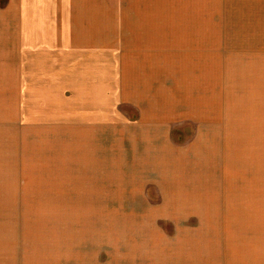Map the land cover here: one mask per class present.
<instances>
[{
    "label": "rangeland",
    "instance_id": "obj_1",
    "mask_svg": "<svg viewBox=\"0 0 264 264\" xmlns=\"http://www.w3.org/2000/svg\"><path fill=\"white\" fill-rule=\"evenodd\" d=\"M0 264H264V0H0Z\"/></svg>",
    "mask_w": 264,
    "mask_h": 264
},
{
    "label": "crops",
    "instance_id": "obj_2",
    "mask_svg": "<svg viewBox=\"0 0 264 264\" xmlns=\"http://www.w3.org/2000/svg\"><path fill=\"white\" fill-rule=\"evenodd\" d=\"M37 74H36V77H37V80L35 81L36 82V84H34L33 83V81H31V83H30V86L31 87H33V85H36V86H34V88L36 89L39 85H43L44 84V82L42 83L41 82V76L39 75V73H41V72H36ZM43 76H46V75H43ZM53 77H54V79H55V76L53 75ZM23 79H25V77H23ZM22 82H25V80H23ZM26 83V82H25ZM46 85H48L47 86V89H46V87L44 86L43 87V89H46V90H52V92H57L58 93V91H61L60 90V88H59V85H58V88H57V86H56V84H55V81H53V79H51V80H49V81H47L46 82ZM54 85V86H53ZM71 92V91H70ZM69 92V93H70ZM75 91H73V93H74ZM73 95H75V94H73ZM64 98H66L65 97V94H64ZM103 116L105 115V113L104 114H102ZM98 121H99V119H98ZM75 123H59V124H56V126L54 127V130H55V132L56 131H58V130H62V131H66V129H69V128H72L71 127V125H74ZM102 125V124H101ZM100 127V126H99ZM166 131V130H165ZM150 155L148 154V157H149ZM170 156V159L172 158V154H170L169 155ZM169 162V161H168ZM170 162H172V161H170ZM159 164H160V162H158ZM158 163H155V165H158Z\"/></svg>",
    "mask_w": 264,
    "mask_h": 264
}]
</instances>
